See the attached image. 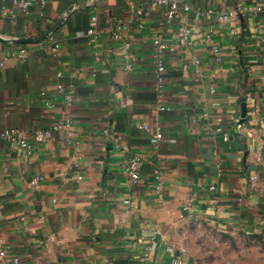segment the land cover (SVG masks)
<instances>
[{"label": "crops", "instance_id": "obj_1", "mask_svg": "<svg viewBox=\"0 0 264 264\" xmlns=\"http://www.w3.org/2000/svg\"><path fill=\"white\" fill-rule=\"evenodd\" d=\"M149 1L45 0L23 11L0 0V130L30 136L68 124L43 142L28 140L27 148L0 140V239L7 250L0 264H188L173 240L182 217L231 232L259 227L264 11L238 8L264 0H184L191 9L176 19ZM72 5L50 34L56 53L48 37L10 41L43 34ZM229 10L228 21L217 19ZM92 14L95 44L86 32ZM125 23L127 54L137 58L129 71L111 37ZM159 34L173 47L164 55L160 90L151 45ZM58 84L72 90L71 103ZM158 99L169 109L160 110ZM129 155L142 160L137 186L123 173Z\"/></svg>", "mask_w": 264, "mask_h": 264}, {"label": "built area", "instance_id": "obj_2", "mask_svg": "<svg viewBox=\"0 0 264 264\" xmlns=\"http://www.w3.org/2000/svg\"><path fill=\"white\" fill-rule=\"evenodd\" d=\"M14 3L23 11H27L33 4H38L40 7H43L45 5V0H13ZM149 6L154 8L157 6H165L167 8V17L169 19H176L180 17V9H183L184 11H189L191 9L190 5L185 2L184 0H150ZM244 10L251 11L254 14H257L259 12L264 11V2H260L257 4H248L246 6H242L238 8L239 12H242ZM138 18L141 19L143 15V11L139 10L137 12ZM232 14V10L226 11L222 14H219L217 16V19L220 21H228L229 17ZM97 20L98 17L96 14H92L88 20L87 29L86 32L88 36L90 37V40L93 44L96 42V37L98 35L97 32ZM128 31V24H121L117 27V30H112L111 37L114 41L120 42L121 49H122V68L126 71L132 70L135 63L137 62V58L134 56H129L127 54V50L132 47L131 42L129 41V37L127 34ZM206 37H210L209 34H206ZM182 41L185 39L184 35L182 34ZM48 40L50 41V49L52 53H56L59 49V44L57 41L53 39L51 35L48 36ZM210 48L214 54L215 60L220 61L222 60L221 51L219 47L210 40ZM152 62H153V71L156 76L157 80V86L158 89H161V86H163V83L165 82V72H166V64H165V52L166 51H173V47L167 46L161 39V35H157L155 38L152 39ZM25 52L24 49H19L16 54L21 56ZM193 68L195 72L200 71V63L199 60L196 58H193L191 60ZM263 71H264V60H263ZM264 74V72H263ZM263 85H264V79H263ZM58 89L62 93L63 98L65 102L71 103L73 101V92L71 89L65 90L61 85L58 84ZM158 108L160 110L169 109L168 106L163 104L160 99H158ZM47 106H53L52 101L46 100ZM260 124L264 126V122L260 119ZM68 124L64 122H60L48 127L44 128H38L33 130L32 134L29 136L25 131L17 129V128H5L3 130H0V140L2 141H8L11 145H16L20 148H27L28 147V140H33L35 142H43L50 138L52 132L67 127ZM145 129L146 127L143 126ZM107 133V131H105ZM160 138V133L157 130L155 134L152 136L151 141L153 143H156ZM112 143L117 144L118 140L117 138H112ZM142 164V160L139 156L135 155H129L126 157L124 165H123V173L128 179V184L130 186H137L142 176L140 174V167ZM153 178L155 180V186L154 191L156 193V196L158 198L162 197V188H161V178L157 171L155 172ZM32 183H36V178L32 180ZM213 189V187H211ZM128 201L126 200L125 203ZM191 204H187L184 207V212L187 213L191 209ZM2 239H0V259L4 258L6 256V247L2 243ZM169 251H172L173 248L170 246L168 248ZM15 261L17 259L15 258Z\"/></svg>", "mask_w": 264, "mask_h": 264}, {"label": "rangeland", "instance_id": "obj_3", "mask_svg": "<svg viewBox=\"0 0 264 264\" xmlns=\"http://www.w3.org/2000/svg\"><path fill=\"white\" fill-rule=\"evenodd\" d=\"M264 197V138L256 158ZM173 240L188 264H264V207L254 231H226L197 217H182Z\"/></svg>", "mask_w": 264, "mask_h": 264}, {"label": "water", "instance_id": "obj_4", "mask_svg": "<svg viewBox=\"0 0 264 264\" xmlns=\"http://www.w3.org/2000/svg\"><path fill=\"white\" fill-rule=\"evenodd\" d=\"M75 6L72 5L70 6L65 13L61 16V18H59V20L51 27L49 28L47 31H45L43 34H40L38 36H33V37H24V38H14L11 39L10 41L12 42H21V43H26V42H33V41H38L42 38H47L56 27H58L61 22L63 21L64 17L74 8Z\"/></svg>", "mask_w": 264, "mask_h": 264}]
</instances>
